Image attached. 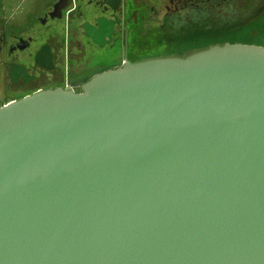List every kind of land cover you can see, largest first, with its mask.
Returning <instances> with one entry per match:
<instances>
[{"label": "water", "instance_id": "obj_1", "mask_svg": "<svg viewBox=\"0 0 264 264\" xmlns=\"http://www.w3.org/2000/svg\"><path fill=\"white\" fill-rule=\"evenodd\" d=\"M0 264H264V47L0 108Z\"/></svg>", "mask_w": 264, "mask_h": 264}, {"label": "flooded vegetation", "instance_id": "obj_2", "mask_svg": "<svg viewBox=\"0 0 264 264\" xmlns=\"http://www.w3.org/2000/svg\"><path fill=\"white\" fill-rule=\"evenodd\" d=\"M256 2L0 0V108L41 91L82 93L107 70L207 48V18Z\"/></svg>", "mask_w": 264, "mask_h": 264}, {"label": "rangeland", "instance_id": "obj_3", "mask_svg": "<svg viewBox=\"0 0 264 264\" xmlns=\"http://www.w3.org/2000/svg\"><path fill=\"white\" fill-rule=\"evenodd\" d=\"M262 1V3H260L261 1L256 2V5H247L249 9L247 6L241 5L247 10L235 6L236 8L222 12L217 11L213 17L207 18L201 26L203 41L215 36L227 37L233 33L243 35L242 33L246 32L254 37L255 42L264 43V0ZM236 3L238 4L237 1ZM260 46L264 47V45Z\"/></svg>", "mask_w": 264, "mask_h": 264}, {"label": "trees", "instance_id": "obj_4", "mask_svg": "<svg viewBox=\"0 0 264 264\" xmlns=\"http://www.w3.org/2000/svg\"><path fill=\"white\" fill-rule=\"evenodd\" d=\"M242 34L243 35H239L237 33H233L232 35L227 36V37L215 36V37H212V38H207L205 41H203V46L205 47L208 44L224 43V42L243 43V44H251V45H264L263 42H255L256 40H254L253 39L254 37L253 36L251 37L249 33L245 32V33H242Z\"/></svg>", "mask_w": 264, "mask_h": 264}]
</instances>
